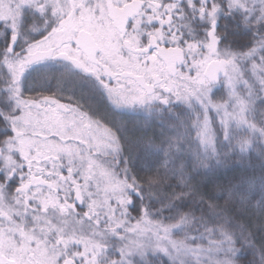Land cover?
I'll use <instances>...</instances> for the list:
<instances>
[{"label":"snow or ice","instance_id":"snow-or-ice-1","mask_svg":"<svg viewBox=\"0 0 264 264\" xmlns=\"http://www.w3.org/2000/svg\"><path fill=\"white\" fill-rule=\"evenodd\" d=\"M0 264H264V0H0Z\"/></svg>","mask_w":264,"mask_h":264},{"label":"trees","instance_id":"trees-1","mask_svg":"<svg viewBox=\"0 0 264 264\" xmlns=\"http://www.w3.org/2000/svg\"><path fill=\"white\" fill-rule=\"evenodd\" d=\"M45 94H47V93H45ZM64 102H67V101H64ZM99 103H100L101 106H103L104 102L102 100H100ZM254 163H255V161H254Z\"/></svg>","mask_w":264,"mask_h":264}]
</instances>
